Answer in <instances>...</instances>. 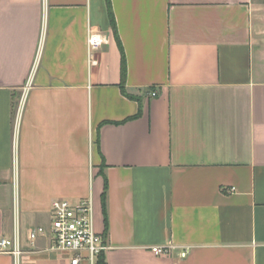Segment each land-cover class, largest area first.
Masks as SVG:
<instances>
[{"label": "crops", "instance_id": "obj_1", "mask_svg": "<svg viewBox=\"0 0 264 264\" xmlns=\"http://www.w3.org/2000/svg\"><path fill=\"white\" fill-rule=\"evenodd\" d=\"M82 198L106 264H264V0H0V264Z\"/></svg>", "mask_w": 264, "mask_h": 264}, {"label": "built area", "instance_id": "obj_2", "mask_svg": "<svg viewBox=\"0 0 264 264\" xmlns=\"http://www.w3.org/2000/svg\"><path fill=\"white\" fill-rule=\"evenodd\" d=\"M107 42L101 32L90 31L88 35L89 53L99 49ZM152 96L156 91L152 90ZM52 220L50 227L38 226L29 232V239L35 242L38 237L50 234L52 247L73 253L71 264H102L101 257L108 249L104 235L97 232L93 223V202L90 198H82L78 202L67 199L55 200L51 209ZM172 246H153L151 250L157 255H170ZM22 248L19 239L0 237V253L20 254ZM183 250L181 256L185 257Z\"/></svg>", "mask_w": 264, "mask_h": 264}, {"label": "trees", "instance_id": "obj_3", "mask_svg": "<svg viewBox=\"0 0 264 264\" xmlns=\"http://www.w3.org/2000/svg\"><path fill=\"white\" fill-rule=\"evenodd\" d=\"M111 16L114 17L112 11H111ZM113 20H114V18H113ZM101 263H102V264H106V261H105V257H104V255L101 257Z\"/></svg>", "mask_w": 264, "mask_h": 264}]
</instances>
